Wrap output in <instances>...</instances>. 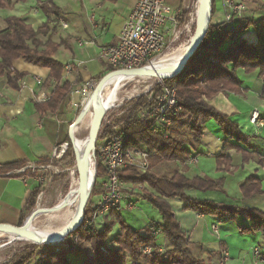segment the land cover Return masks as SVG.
<instances>
[{"label": "trees", "instance_id": "obj_1", "mask_svg": "<svg viewBox=\"0 0 264 264\" xmlns=\"http://www.w3.org/2000/svg\"><path fill=\"white\" fill-rule=\"evenodd\" d=\"M18 1L24 0H16ZM9 3L10 0H0V7ZM38 8L43 12L46 20L36 29L19 17L5 18L6 27L0 29V75L6 77L10 86L17 87L18 79L24 73L13 71L14 60L22 58L33 65L48 68L44 86L50 89V97L47 101L35 105L38 110L55 111L73 89L68 81L59 84L64 64L54 57L58 48L65 44L62 40H53L57 31V21L62 16V12L52 0L41 1ZM213 11L214 0L211 3V15ZM249 27H252L255 33L254 43L248 42L243 35ZM43 35L45 39L40 37ZM239 68L245 73L256 72L257 76H264V16L259 19L244 17L235 19L233 15L229 22L210 23L205 36L187 59L182 70L175 75L161 78L163 83L176 88L177 100L181 106L179 115L164 133L154 131L151 119H141L137 115V108L146 103V94L140 95L132 101L131 106L117 121L122 123L121 130L126 135L127 146L144 148L148 152L150 161L158 158L185 162L191 154L186 143L194 149L199 143L205 122L213 119L226 137L221 152L216 156V164L223 165L225 170H228L231 159L226 156V150L238 146L229 143L228 140L244 141L245 135L240 132L237 122L230 115L215 109L207 100L219 91L239 93L242 89V81L236 74ZM154 88L157 91L159 86L155 85ZM261 98L264 100V92ZM107 131L98 134L96 142L102 139ZM183 132L190 134L189 141L186 142L180 137ZM66 142L67 150L71 149L70 142L68 140ZM22 165H24L23 161L4 163L0 165V172H7ZM104 176L102 164L97 158L90 197L105 191L99 184L100 178ZM119 178L125 183L146 184L148 190L144 188L136 195L148 201L157 211L158 221H151L143 229H136L122 219L120 209H113L102 217L103 224L96 229L85 223L90 211L88 203L84 207L80 224L64 237L68 244L67 248L51 245L42 251L40 257L32 264H127L128 262L213 264L193 254L189 249V240L181 230L168 202L169 199L176 197L183 201V209L197 211L205 216L233 219L237 214H243L248 224L237 225L240 233L264 234L263 210L212 200L192 199L186 195L188 189L222 190V178L196 176L189 179L181 173L165 175L147 169L144 171L122 169L119 171ZM239 188L242 199L262 193L260 180L253 175L245 178ZM38 192L37 185L26 201L18 226L22 225L26 214L34 207ZM129 194L132 198L133 193L129 192ZM136 200L137 198L134 199ZM115 225H118L119 230L110 240L112 239L116 246L109 247L108 239ZM151 228L160 231L166 242L165 248L161 251H159L158 235H155L158 232L152 233ZM86 243H89L94 250V256L85 255L82 260L71 261L69 256L79 257L85 253ZM141 245H148L154 252L150 256H142L139 250ZM102 247L107 249V254L102 251ZM34 257L35 247L24 248L15 253L12 260L5 264H28Z\"/></svg>", "mask_w": 264, "mask_h": 264}, {"label": "crops", "instance_id": "obj_2", "mask_svg": "<svg viewBox=\"0 0 264 264\" xmlns=\"http://www.w3.org/2000/svg\"><path fill=\"white\" fill-rule=\"evenodd\" d=\"M41 1L44 0H10L9 4L0 7V29L6 27L5 18L9 16L19 17L35 29L40 27L46 20L38 8ZM135 1L52 0L62 12L53 40L65 43L58 48L54 57L64 66L70 65L69 71L63 68L59 84L68 81L74 88L87 79L102 75L106 64L98 58L97 47L117 41L121 26ZM234 1L244 2L247 9L244 18L259 19L264 16L261 0ZM224 10L222 0H214L210 23L224 22ZM93 37L95 45L79 46L77 43L79 39ZM77 62L81 63L77 65ZM12 68L24 75L18 79L17 87L10 86L6 77L0 75V165L11 161H23L25 165L36 164L52 157L53 147L64 141V117L59 110L61 105L55 111L38 110L35 105L38 103L35 97L39 91H50L44 86L48 68L33 65L22 58L14 60ZM236 74L242 81L240 93L220 91L207 100L215 109L230 115L245 135L244 141L228 140L238 145L226 150V156L231 159L228 170L216 164V156L221 152L226 137L215 121L206 122L194 149L186 145L191 152L187 161H173L163 166L171 171L167 174L177 171L189 179L196 176L223 179L222 190H186V195L192 199L212 200L264 211V102L260 96L264 78L258 77L256 72L245 73L242 68L237 69ZM35 77L43 79L41 87L35 83ZM256 107L263 117V125L259 127L249 122L251 110ZM72 124L68 127L69 137ZM250 175L260 180L262 193L242 199L239 186ZM37 185V179L31 175L12 170L0 172V224L18 226L26 201ZM168 202L195 255L214 264H253V248L258 247L264 258V234H242L237 229V225L248 224L243 214H237L233 219H219L197 211L184 210L183 201L177 197ZM212 223H217L220 231L218 237L209 229ZM223 251L228 254L226 261L221 259Z\"/></svg>", "mask_w": 264, "mask_h": 264}, {"label": "built area", "instance_id": "obj_3", "mask_svg": "<svg viewBox=\"0 0 264 264\" xmlns=\"http://www.w3.org/2000/svg\"><path fill=\"white\" fill-rule=\"evenodd\" d=\"M222 2L226 22L231 21L233 15L239 16L243 10L241 3L234 4L232 0H222ZM179 14L180 10L170 8L165 0H136L121 26L117 41L97 47V56L106 64L107 73L112 74L122 70L145 67L156 59L171 42L180 38ZM167 36H170V40L167 39ZM77 43L79 46L95 45V40L94 37L79 39ZM80 63L77 62V65ZM64 68L69 71L70 65L66 64ZM35 83L41 87L43 79L35 77ZM94 83L93 79L83 81L70 91L71 97L75 94L84 93ZM155 85L159 86L157 91H155ZM145 94L146 103L137 108V115L141 119H151L153 130L164 133L181 111L176 96V88L159 80L150 86ZM49 97L50 91L41 90L35 98L38 102H44ZM249 122L255 126L262 124L257 111H254ZM121 128L122 123L111 126V129L102 139L97 141L98 143L94 147L105 173V176L99 181L100 186L105 191L100 194L99 201L93 205L95 217L98 216V218L113 209L122 208L121 203L125 193L122 189L123 181L119 178V171L127 168L143 171L149 165L148 152L144 148L127 146L126 135ZM100 131L103 130L100 129ZM65 147V142L55 145L52 156L61 155ZM125 206L129 209L133 208L134 199L131 198ZM212 228L214 232H217V223H213ZM153 232L157 233L158 230L153 229ZM151 251V247L145 246L142 253L147 255ZM253 254L255 256L253 264L264 262L258 247L253 248ZM223 258H228L226 251L223 253Z\"/></svg>", "mask_w": 264, "mask_h": 264}, {"label": "rangeland", "instance_id": "obj_4", "mask_svg": "<svg viewBox=\"0 0 264 264\" xmlns=\"http://www.w3.org/2000/svg\"><path fill=\"white\" fill-rule=\"evenodd\" d=\"M232 1L234 2V4L241 3L243 5V10L240 13V15L239 16L234 15L236 17L235 19L243 18L244 15H246L245 13L247 10L244 2H241V1L235 2L234 0H232ZM165 2L170 8H176V9L180 10V14L178 16V29L181 31V36L178 40L171 42V44L168 45L167 48L156 59L162 57L163 55L167 54L168 52L170 53L173 49L182 45L186 40L189 39L190 35L193 34V32L195 30V25H193V27H190L189 29H187L186 25H189V24H187L189 22V18H190L189 16H190V13L192 12L197 0H181L180 3H179V0H165ZM261 2L264 5V0H261ZM185 13H186V15H185ZM65 17L69 18L67 15ZM57 28H58V25H57ZM243 35H244V38L248 42H251V43L255 42V33H254V30L252 27H249L248 29H246L243 32ZM40 37L42 39L46 38L44 35L40 36ZM167 39L170 40V36H167ZM63 58L65 59L66 55H64ZM156 59H154V60H156ZM107 72H108V69L106 68L103 71L102 75H98L99 77L97 76V77L90 78V79H93L95 83L92 87L88 88L84 93L79 94V95L75 94L72 97L69 93L68 97H66V99L61 102V104H60L61 106H60L59 110H61L60 113L64 117L63 120L65 122L64 124H65V129H66L65 139L63 141L66 143V147L64 148V151L61 153V155L52 156L47 160L40 161L36 164H31L30 166L24 164L18 168L11 169L12 171H15V172L19 171L20 173H22L24 175L27 174V175L33 176V178L37 179L38 186H39V192H38L36 199H35V205L26 214L25 220L21 226H23L25 224V222L28 220V218L33 214V212L36 209H38L39 207L49 208V207L53 206L59 200V198L65 193V191L67 189L66 177H67L68 172H69L68 170L71 168V166L73 164V155H74L73 154V148H72V146H73L72 133H71L70 138H69L68 127L70 124L73 123L75 118L78 117V115L81 113L82 107H83L82 101H83V98L85 97V95H88L90 92L93 91L96 83ZM258 77H261V76H258ZM161 78L162 77H156L154 79H148V80L142 79V78H136L132 82L125 83L123 85L122 89H123V91H130L131 96L123 99L120 102H115L111 106L108 107V109L110 108V110H108L102 116L101 124H100L99 130L97 132L96 139L98 137V134L103 133V131H105V130L111 129V126H113L115 124H120L121 122H117V121H119L120 116L131 106L132 101L135 100V98L139 97L140 95L145 94V92L148 91L149 87L152 86L153 84L157 83L159 80L161 81ZM263 78H264V76H263ZM141 79L143 81L145 80L144 81L145 83ZM241 91H242V89H241ZM222 92H224V91H222ZM263 92H264V83H263V88L261 89L260 96L262 95ZM263 102H264V100H263ZM254 111L258 112L259 120L262 121V124L260 126H262L263 125V117H261L260 109L258 107L253 108L251 110L249 119L253 115ZM208 121L214 122L213 119H208L206 122H208ZM206 122H205V124H206ZM74 123L72 124L71 128L73 127ZM256 127H259V126H256ZM100 129L103 131L101 132ZM169 133H171L173 135L175 134V132H169ZM180 137L187 142L190 139V134L188 132H183ZM96 139H95L94 147L98 143V142H96ZM66 140H68L71 144V149H69V150H67ZM186 145H188V144L186 143ZM94 154H95L94 162H95V167H96L97 153L95 150H94ZM174 161H177V160H174ZM148 162H149V165L147 168L148 171H151V172L153 171V172H156L157 174L170 175V173L169 174H167V173L171 172V171H168L167 167L165 168V166H163V165L165 163L173 162V160L170 161V160H163V159L155 158V159H151V161L148 160ZM179 162H181V161H179ZM181 163H183V162H181ZM92 167H93V163H92ZM127 169H135L138 171V169H136V168H127ZM176 173H180V172L176 171ZM92 175H93V170H92ZM102 178H100V180ZM88 187H89V184H88ZM144 188L148 190L145 183L136 184V183H131V182L125 183L123 181L122 189L125 193V196H124V199L121 203V205H122V208L120 209L121 217L128 225H130L131 227L136 228V229H143L151 221L156 222L159 220V214L150 205V203L144 199H141L140 197H138V195H136L138 193L140 194V192L143 191ZM129 192H131L133 194L135 193V195L132 194L133 199L137 198V200L134 201L133 208H131V209H129L127 206H125L126 202L131 200V195L129 194ZM99 199H100V194L95 195L93 197H90V193H89V196H88L87 201H86V205L89 203L90 211L88 213L89 217H88V219L85 220V223H87V225H89L90 227H94L96 229L100 228L103 224V222H102L103 216L101 218H98V216L95 217V210L93 208L94 203H96V201H99ZM32 223H33V225L35 224L34 225L35 228H43L48 223L47 216L46 215H39L33 220ZM45 223H46V225H45ZM212 224H210L209 229L214 236L218 237V233L220 234V231L217 230V232H214V230L212 228ZM118 230H119L118 225H115L113 227V232L110 234L109 239H108L109 247H115L116 246V243L112 242V239L110 240V238L113 237L114 233L117 232ZM151 230H152V233H154L153 228H151ZM155 235H158L157 236L158 242L160 243L159 251H161L163 248H165L166 242H165L162 234L160 233V231H158V233ZM257 238H258V236H257ZM255 243H256V241H254V239H253V244H255ZM51 245H55V246L58 245L59 248L62 246H65V248H67V246H68L67 242H65L64 239L60 240V241L52 242V243H34V242H32L28 239H25V238H13V237H9L7 235H1L0 236V264L8 263L10 260H12V257L14 256L15 253L23 250L24 248L29 249L30 247H35V257L32 260H30V262L28 263V264H32L34 260H37L40 257L41 252L46 250ZM145 246H148V245L139 246V250H140L142 256H150L154 252V250L151 248L152 251L150 254H147V255L143 254L142 251H143ZM188 247H189V245H188ZM101 249L105 254L108 253L106 248L102 247ZM224 252L225 251H223V253ZM223 253L221 255V259L223 261H226L228 258L227 259L223 258ZM85 255L94 256V250L92 249V247L90 246L89 243L85 244V253L84 254H82L79 257L69 256V259L71 261L82 260ZM127 264H131V263L128 262Z\"/></svg>", "mask_w": 264, "mask_h": 264}, {"label": "bare ground", "instance_id": "obj_5", "mask_svg": "<svg viewBox=\"0 0 264 264\" xmlns=\"http://www.w3.org/2000/svg\"><path fill=\"white\" fill-rule=\"evenodd\" d=\"M204 14H206L205 0H197L192 12L190 13L189 22L187 23L189 25H186L187 29L193 27L197 20ZM194 38L195 36L193 32L189 39L186 40L182 45L173 49L170 53L168 52L162 57L152 61L147 66H145L143 70H141L149 72V74L142 75V73L138 72H115L107 75L104 79H102L97 87L98 98L96 103L93 101L92 92H90L88 95H85L82 101V111L71 129L73 141L72 148L74 155L73 164L68 170L69 172L66 177L67 189L53 206L49 208L39 207L36 209L22 226L23 231L37 238H41L53 233L64 231L77 221V209L80 201V192L78 190V164L82 158L83 148L89 133L94 128V116L96 111L99 110L102 114H104L110 110L108 107L113 103L120 102L123 99L131 96L130 91H123L122 89L125 83L132 82L136 78L148 80L161 77V74L156 73L158 69H168L178 66L181 58L193 43ZM86 168L85 189L87 191L88 184L90 186L92 177L94 178L95 162L93 157L89 156ZM39 215H46L48 219L47 225L45 223L46 226L43 228H35V224L33 225L32 223L33 220ZM1 235H7L13 238H25L23 234L11 229L0 230V236Z\"/></svg>", "mask_w": 264, "mask_h": 264}, {"label": "water", "instance_id": "obj_6", "mask_svg": "<svg viewBox=\"0 0 264 264\" xmlns=\"http://www.w3.org/2000/svg\"><path fill=\"white\" fill-rule=\"evenodd\" d=\"M211 3H212V0H205L206 14L202 15L197 20V22L195 24V30H194V36H195L194 41L191 44L190 48L187 50V52L181 58L179 65L176 67H173V68H168V69H158L156 71V73L161 74L160 75L161 77H164V76L168 77V76H172V75L179 73L182 70V68L184 67L187 59L194 52V50L198 47L201 40L205 36V34L208 30V26L210 24ZM143 68L144 67H140L137 69L122 70L119 72H128V73L138 72V73H142V75L149 74V72L141 71V70H143ZM109 74L110 73L105 74L96 83V85L92 91L94 103L97 102V98H98L97 87H98L99 83L102 81V79H104ZM102 116H103V114L99 110H97L95 113V116H94V128L89 133V136H88L87 141L85 143V146L83 148L82 158L78 164V179H79L78 190L80 192V201H79V205H78V209H77V212H78L77 221L75 223H73L72 225H70L68 228H66L64 231L53 233V234H50V235H47V236H44L41 238H37L35 236H32V235L26 233L25 231H23L22 226H17V225H9V224H2L1 223L0 224V230H5V229L14 230L16 232L23 234L26 239H28L34 243H52L53 241L56 242L55 240H59V241L63 240L66 235H68L74 229L77 228V226L80 224V222L82 220L83 210H84V207L86 205V201H87V198L89 196V193H90V190H91V187L93 184V180H94V178L92 177L90 186L88 187V189L86 191V189H85V177H86V169H87L86 166H87L89 156H91L93 158L95 156V154H94L95 139H96V135H97V132H98L100 124H101Z\"/></svg>", "mask_w": 264, "mask_h": 264}]
</instances>
